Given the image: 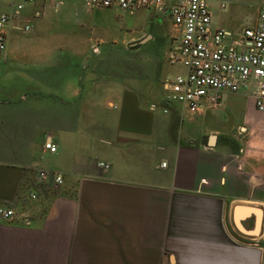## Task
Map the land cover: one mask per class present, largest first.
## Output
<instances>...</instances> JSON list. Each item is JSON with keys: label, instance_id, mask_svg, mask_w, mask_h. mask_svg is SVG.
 Returning a JSON list of instances; mask_svg holds the SVG:
<instances>
[{"label": "crops", "instance_id": "1", "mask_svg": "<svg viewBox=\"0 0 264 264\" xmlns=\"http://www.w3.org/2000/svg\"><path fill=\"white\" fill-rule=\"evenodd\" d=\"M260 1L207 0L212 25L238 34ZM8 11L0 207L15 215L0 218V264H264V101L220 91L190 112L167 99L165 79L187 70L152 7L134 12L144 41L116 6L0 0ZM166 19L170 42L147 31Z\"/></svg>", "mask_w": 264, "mask_h": 264}, {"label": "built area", "instance_id": "2", "mask_svg": "<svg viewBox=\"0 0 264 264\" xmlns=\"http://www.w3.org/2000/svg\"><path fill=\"white\" fill-rule=\"evenodd\" d=\"M32 2L33 0H25ZM88 7L116 6L133 14L135 11L152 7L158 13L168 16L178 31V40L171 52V61L186 68L185 75L165 79L163 85L167 99L181 102L190 112L199 108L200 99L207 98L210 106L219 104L218 92L244 90L256 99L259 109L264 101V0L260 1L255 24L244 26L238 34H231L224 28L214 27L207 0H85ZM22 4L15 5L21 9ZM223 6V4H221ZM12 13L0 14V51L5 49V24ZM29 26H26L28 28ZM44 148L55 152L57 147L50 139ZM165 166V163H161ZM97 166L109 168L105 162ZM39 178L50 176L61 182L59 174H51L40 168ZM34 198L35 194H30ZM15 215L11 208L0 207V218L9 219Z\"/></svg>", "mask_w": 264, "mask_h": 264}, {"label": "rangeland", "instance_id": "3", "mask_svg": "<svg viewBox=\"0 0 264 264\" xmlns=\"http://www.w3.org/2000/svg\"><path fill=\"white\" fill-rule=\"evenodd\" d=\"M123 24L127 28V33L130 35H137L141 31V38L144 41L145 40V11L133 13L131 15H125ZM170 20L166 19L163 23V25H158L157 22H152L150 20L147 21V27L149 28L147 31L148 33H152L154 35H166L167 40L170 42L172 39V36L175 34L174 30L167 32L168 29H170ZM167 32V33H166ZM145 50H148L151 52L152 45L150 47H145Z\"/></svg>", "mask_w": 264, "mask_h": 264}]
</instances>
